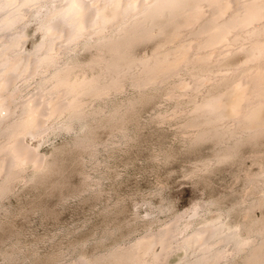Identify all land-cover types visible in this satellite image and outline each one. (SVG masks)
Instances as JSON below:
<instances>
[{
    "label": "clouds",
    "instance_id": "clouds-1",
    "mask_svg": "<svg viewBox=\"0 0 264 264\" xmlns=\"http://www.w3.org/2000/svg\"><path fill=\"white\" fill-rule=\"evenodd\" d=\"M0 202L26 264H264V0H0Z\"/></svg>",
    "mask_w": 264,
    "mask_h": 264
},
{
    "label": "rangeland",
    "instance_id": "rangeland-1",
    "mask_svg": "<svg viewBox=\"0 0 264 264\" xmlns=\"http://www.w3.org/2000/svg\"><path fill=\"white\" fill-rule=\"evenodd\" d=\"M40 217L39 231H31ZM45 218L40 210L32 209L24 211L18 208H11L0 202V264H26L25 261H16L11 257V252L18 248L26 247L31 244H44L50 238L43 232ZM172 264H176L173 261Z\"/></svg>",
    "mask_w": 264,
    "mask_h": 264
}]
</instances>
